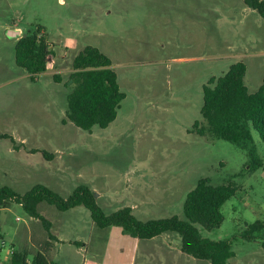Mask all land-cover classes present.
Returning <instances> with one entry per match:
<instances>
[{"label": "rangeland", "instance_id": "obj_1", "mask_svg": "<svg viewBox=\"0 0 264 264\" xmlns=\"http://www.w3.org/2000/svg\"><path fill=\"white\" fill-rule=\"evenodd\" d=\"M38 27L53 54L48 70L31 78L16 65L15 45ZM87 45L111 58L126 94L117 119L91 132L66 118L72 61ZM238 61L249 92L257 91L264 19L243 0H0V133L13 138L0 139V187L23 195L43 184L68 197L85 184L106 213L131 207L146 221L184 219L201 178L232 183L237 193L222 207V225L199 227L201 234L230 242L232 264H264L260 241L242 237L264 220V142L253 130L263 164L252 171L244 149L190 132L202 120L203 85ZM42 214L48 227L20 204L0 211V264L46 241L53 264H210L182 252L175 233L144 240L100 229L82 206L59 212L43 204Z\"/></svg>", "mask_w": 264, "mask_h": 264}, {"label": "trees", "instance_id": "obj_2", "mask_svg": "<svg viewBox=\"0 0 264 264\" xmlns=\"http://www.w3.org/2000/svg\"><path fill=\"white\" fill-rule=\"evenodd\" d=\"M244 4L264 19V0H243ZM53 43L40 27L20 37L15 45L16 65L33 75L48 70ZM247 66L238 61L219 77H211L203 85L202 120L193 124L191 133L230 142L247 153L250 170L259 169L263 161L255 145L253 130L264 142V79L259 89L249 92L245 82ZM73 88L67 95L66 118L78 128L91 132L94 127L108 128L117 117L126 94L121 90L111 58L98 47L87 45L72 61L69 76ZM13 138L0 133V139ZM48 158V157H47ZM237 193L232 183L214 185L208 178L198 180L184 201V219L177 215L143 221L133 214L131 207L106 213L98 204L88 185L78 186L68 197L51 188L37 184L21 195L8 186L0 187V211L13 203L20 204L27 215L49 222L42 214L43 204L54 206L59 212L84 207L100 229L120 227L134 238L150 240L164 233H175L181 238V250L210 264H232L235 256L227 240L203 237L200 228H219L225 217L223 205ZM247 241L259 240L264 249V220L257 219L243 232ZM1 239V229H0ZM53 245L46 241L33 253L27 249L14 251L10 264H53L48 253ZM1 252V250H0Z\"/></svg>", "mask_w": 264, "mask_h": 264}, {"label": "water", "instance_id": "obj_3", "mask_svg": "<svg viewBox=\"0 0 264 264\" xmlns=\"http://www.w3.org/2000/svg\"><path fill=\"white\" fill-rule=\"evenodd\" d=\"M20 34H21L20 30H7V35L10 38H17V37H19ZM94 196L96 198L98 196V194L96 192H94Z\"/></svg>", "mask_w": 264, "mask_h": 264}, {"label": "crops", "instance_id": "obj_4", "mask_svg": "<svg viewBox=\"0 0 264 264\" xmlns=\"http://www.w3.org/2000/svg\"><path fill=\"white\" fill-rule=\"evenodd\" d=\"M15 139V138H14ZM17 140H19V138L17 139ZM16 141V140H15ZM22 142H23V140H21ZM17 142V141H16Z\"/></svg>", "mask_w": 264, "mask_h": 264}, {"label": "built area", "instance_id": "obj_5", "mask_svg": "<svg viewBox=\"0 0 264 264\" xmlns=\"http://www.w3.org/2000/svg\"><path fill=\"white\" fill-rule=\"evenodd\" d=\"M18 220H20V218H18ZM11 253H13V251H11Z\"/></svg>", "mask_w": 264, "mask_h": 264}]
</instances>
